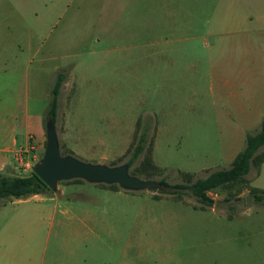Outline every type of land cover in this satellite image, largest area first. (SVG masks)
<instances>
[{
  "label": "rangeland",
  "instance_id": "374dc122",
  "mask_svg": "<svg viewBox=\"0 0 264 264\" xmlns=\"http://www.w3.org/2000/svg\"><path fill=\"white\" fill-rule=\"evenodd\" d=\"M25 65L43 124L57 74L66 75L56 122L62 154L125 163L149 126L130 173L170 188L60 181L64 193L46 201L0 198V231L14 222V235L39 241L49 228L38 207L57 204L69 214L56 222L107 224L97 231L110 239L112 264H264V203L254 200L264 195V162L247 182L209 191L212 206L188 189L171 193L230 168L261 128L264 0H0V69L11 71L0 72L3 105L15 108V72ZM29 146L21 153L32 171L46 145ZM32 247L10 264H31Z\"/></svg>",
  "mask_w": 264,
  "mask_h": 264
},
{
  "label": "crops",
  "instance_id": "0c3cea01",
  "mask_svg": "<svg viewBox=\"0 0 264 264\" xmlns=\"http://www.w3.org/2000/svg\"><path fill=\"white\" fill-rule=\"evenodd\" d=\"M4 71H9L8 75L11 72L9 68L0 69V72ZM30 77L28 66L18 67V74L15 72L17 81L15 108L11 104L9 107L5 106L0 101V171L3 172L11 169L12 174L18 173L15 168V153L18 150L23 148L26 150L32 142L40 149L47 142L43 124L46 108L37 98H32ZM63 140L65 141V137ZM36 162L37 160L34 161ZM58 187L57 191L34 194V197L40 201L52 199L53 197L47 199L46 195L64 193V187L59 184ZM40 205L38 210H46L45 218L48 219L49 230L39 241L33 242V239L24 233L20 236L14 235L19 224L7 223L0 231V264H10L14 252L15 254L21 252L27 258L33 245L38 247L39 256L30 261L31 264H112L110 239L97 231V228H106L105 222L98 223L99 226L93 220L83 219L56 222L57 213L66 215L69 214V210L66 208L62 210L57 204ZM21 227L24 230L25 226ZM11 230L13 231L10 233Z\"/></svg>",
  "mask_w": 264,
  "mask_h": 264
},
{
  "label": "trees",
  "instance_id": "16d2710c",
  "mask_svg": "<svg viewBox=\"0 0 264 264\" xmlns=\"http://www.w3.org/2000/svg\"><path fill=\"white\" fill-rule=\"evenodd\" d=\"M66 79V75L63 72H59L56 77V82L51 89V99L49 108L47 110L48 116L52 115L57 122L58 117V98L61 92V85ZM47 116V118H48ZM44 118V126L46 123ZM149 126H146L142 132L139 142L133 152V158L127 163L132 166L134 160L143 153L145 150V144L147 143ZM264 121L261 124V128L255 133H249L246 137V144L242 151L238 153L230 168L219 169L211 172L204 178H197L195 180H189L185 183H176L173 186V192L177 193L183 189H188L203 206H212L214 203L213 198L209 195V191L216 189L224 185H234L238 182H247L246 176L249 174L251 167L258 166L264 162ZM145 163L148 164L146 161ZM149 166V164H148ZM80 180V179H73ZM161 182L169 185L165 179H161ZM118 186L117 184H113ZM52 191L47 184L33 171L27 174L21 175L18 173L8 174L0 171V198L15 197L24 198L34 194ZM255 192L256 190L253 189ZM254 200L256 202L264 203V195L254 193Z\"/></svg>",
  "mask_w": 264,
  "mask_h": 264
},
{
  "label": "water",
  "instance_id": "95a60500",
  "mask_svg": "<svg viewBox=\"0 0 264 264\" xmlns=\"http://www.w3.org/2000/svg\"><path fill=\"white\" fill-rule=\"evenodd\" d=\"M47 142L43 157L33 167L51 189L56 191L60 181L83 179L91 183L117 184L126 190H169V185L153 179H142L130 173V165L125 162L117 165L86 162L71 154L61 153V143L52 115L45 123Z\"/></svg>",
  "mask_w": 264,
  "mask_h": 264
},
{
  "label": "built area",
  "instance_id": "2783aa9c",
  "mask_svg": "<svg viewBox=\"0 0 264 264\" xmlns=\"http://www.w3.org/2000/svg\"><path fill=\"white\" fill-rule=\"evenodd\" d=\"M21 152H22V149L18 150L15 153V168H16V171L18 173H20L21 170H29V171H31L32 165L30 164L29 161H24L23 153H21Z\"/></svg>",
  "mask_w": 264,
  "mask_h": 264
}]
</instances>
